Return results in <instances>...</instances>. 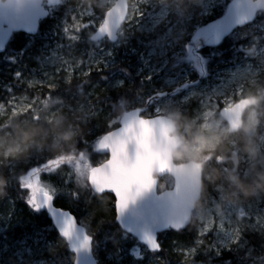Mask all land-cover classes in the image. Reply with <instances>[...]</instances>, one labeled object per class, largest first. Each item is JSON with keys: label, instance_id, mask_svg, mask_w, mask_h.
I'll return each mask as SVG.
<instances>
[{"label": "rangeland", "instance_id": "1", "mask_svg": "<svg viewBox=\"0 0 264 264\" xmlns=\"http://www.w3.org/2000/svg\"><path fill=\"white\" fill-rule=\"evenodd\" d=\"M115 1L94 0L92 3L89 1L87 3L84 0H65L64 4L55 8L58 28L63 31L65 27L74 30L72 27L73 16L77 17V23L80 22V14H83L86 21H93L99 10L107 11L114 5ZM184 1L190 5L191 13H197L195 18L187 16L172 20V16L177 11L178 4L183 2L182 0H128V16L117 34L118 41L112 47L93 43L89 49H78L62 42V35H59L55 41L44 40L41 46L35 48V53L32 56L34 66L29 72V76L20 75L19 79L29 88H35L39 91L49 83L57 86L60 82L67 80L69 74L79 66L86 69L91 67L103 69L113 66L116 60L110 57L124 45L128 46L127 50L130 51L131 49L132 52L133 47L131 45L133 42L130 36L137 34V32L144 36L152 37L155 35L154 41L138 45L143 56L137 74H140L145 80V87H142L144 98L128 108L124 103H121L118 109L119 116L128 109L143 107L145 99L150 98L152 94H160L166 90L172 91V97H164L155 101L145 115H166L174 120H180V129L177 128L176 135L182 133L183 137V134H186L190 139L180 148L177 158L198 162L203 166L205 176L207 168L205 169L203 162L213 160L211 152L213 148L224 143L227 135H230L227 124L220 117L219 111L223 107H230L235 101L242 99L241 96L246 93L248 95L259 93L257 88L260 85V79L264 78V42L260 47H255L251 41L246 42L243 53L247 56L243 62H225L213 71L210 69L201 71L195 54L204 47L220 44V42L217 43L211 39L207 41L204 32L209 25L208 23L211 22L209 19L215 17L214 12H219L223 0ZM140 12L143 15L137 19L136 17ZM92 13L95 14L90 16ZM64 52L74 55L68 59L73 60L75 65L67 63L66 67L58 72V67L53 68V65L56 61L60 62L58 57H63L66 60V57L63 56ZM109 52L111 55H108ZM90 58L94 61L102 60L103 64L99 66L91 64ZM124 78L123 75L115 77L106 84L105 91H113L122 85ZM151 85H155V87ZM252 100L245 115L247 117L245 123H243L241 130L236 133L243 143L242 153L237 155L233 152L234 156L231 162L235 164L238 161L241 168L244 166L245 170L242 169L240 173L242 178L251 184L255 179V183L250 186L248 192L242 193L240 188L230 186L229 180L233 176L229 172H232V167L230 169L225 168V170L220 167V174L225 178L218 180L217 183L210 182L206 195H203L193 211L191 226H189V230L194 233L195 237L193 245L169 244L171 254L176 258L177 264H204L214 260V258L217 259L221 253L240 252L241 249L246 248L249 236L259 238L264 244V186L257 183L261 181V177H264V91H261L258 98H252ZM33 103V100L27 96L19 97L15 102L14 110L11 106L10 112H25ZM83 107L81 102L77 111L80 112ZM59 108L65 109L68 115L72 113L70 106L61 105ZM157 109H159V113H157ZM191 109L192 111L187 116ZM57 112L58 110L51 112L46 119L51 118ZM0 115L6 116L7 113L0 111ZM96 129L92 131V137H94ZM70 134L71 132L67 135L68 139L71 137ZM99 138L100 136L94 139L90 146V153H96V143ZM1 146L0 150L14 149L17 146L21 149L25 147L23 143ZM202 147L203 150H201ZM33 148L36 147L30 143L27 151ZM24 152L26 151H21L18 155ZM89 154L83 153L63 157L68 161L67 165L74 172L76 178L82 183H86L87 170L92 167ZM12 158V156H2L0 164L13 168L18 163L14 162ZM54 166L59 165L54 164ZM208 166L210 167V165ZM36 168L38 166L30 167L25 174ZM25 174L21 179H26ZM170 183V179H164L161 187H167ZM42 186L44 187L43 184ZM12 219L13 216L0 218V232L11 226ZM81 225L87 228L90 236L95 239L94 230H91L85 221ZM205 229H209L210 233L207 236L199 235ZM121 237L125 243H129L128 238L131 239L124 232ZM163 237H159L161 249H163ZM238 237H241L238 244L230 243L232 239ZM205 238L208 240L203 242ZM201 240L202 242H199ZM93 244L98 264H160L159 261H162L160 254L155 257L143 258L137 256V251L126 246L118 247L111 253L103 252L100 256L97 253L98 243L94 241ZM169 245L167 244V246ZM199 245H202L203 249H200ZM18 247L16 253L18 264H72L73 262L67 258L51 256L50 254L55 250V244L45 240L41 235L33 238L31 242L19 243ZM194 247L196 251L195 255H192L191 252ZM261 258L259 262L254 264H264V250L261 252Z\"/></svg>", "mask_w": 264, "mask_h": 264}, {"label": "trees", "instance_id": "2", "mask_svg": "<svg viewBox=\"0 0 264 264\" xmlns=\"http://www.w3.org/2000/svg\"><path fill=\"white\" fill-rule=\"evenodd\" d=\"M88 1L94 2V0H84L87 3ZM182 1L178 4V9L174 12L172 20L187 16L195 18L197 16L196 12H190V5L187 1ZM230 1L223 0L219 12H214L215 17L209 19V21L213 22L222 16ZM103 14L104 10L101 9L95 15L96 18L93 21L96 25L100 24ZM57 21L55 8H53L50 14L40 23L37 34L29 36L22 32L15 33L9 40L5 51L0 54V102H6L13 96L17 99L27 96L34 102L30 108L22 113L10 112L11 106L0 104V111L7 113L6 116L0 115V144L22 143L23 136L28 134L32 137L31 143L36 147L15 156V158L13 157V161L18 163L13 168L0 164V180L3 181L4 185V195L0 196V218L13 216L11 226L0 232V264H18L16 253L19 243L31 242L33 238L39 235L55 244V250L50 254L51 256L73 260V256L68 252L65 242L61 241L46 214L41 210L33 211L25 202L28 194L20 188V179L30 167L38 166L40 168L47 160L55 161L57 159L66 167L55 166L59 167L58 171L42 173L40 176L41 183L52 192L55 206L68 209L80 224L85 221L89 228L94 230L95 239L91 237L92 241L98 243L97 253L100 256L103 252L111 253L118 247L126 246L133 251H137V256L146 258L147 256L155 257L160 254L162 257V261H159L160 264H177L176 258L171 254L170 245L183 243L192 246L195 237L194 233L189 230V226L181 231L170 230L159 234L158 239L164 235V243L163 249L160 247L161 251L158 254L145 250L132 238H128L129 243H125V240L121 237L123 231L115 223L112 195L96 196L91 193L88 185L76 178L74 172L67 165L68 161L63 159V157L71 155L89 154L94 139L110 130L109 123H111L112 129L117 127V117L120 113L118 109L121 103H124L128 108L144 98L142 87H145V80L142 79L140 74H137L143 56L138 45L154 41L156 39L155 35L152 37L144 36L137 32V34L130 36L133 42L131 45L133 47L132 52L131 49L128 51V46L125 45L118 48L114 55L110 57L116 60L115 64L109 68L91 67L86 69L83 66L75 68L71 73L70 82H68L69 77L67 80L60 82L55 86L51 98H49L47 95L49 88L47 86L43 87L41 91L35 88L31 89L20 81L17 73L29 76V72L32 71L34 66L32 56L35 53V48L41 46L44 40L55 41L59 38V35H62L61 40L66 45L75 46L78 49H89L93 44L90 41V35L96 30V27L93 26L75 33L73 29L68 28V33H65L58 28ZM73 35L78 36L76 42L68 38ZM248 41H251L255 47L262 46L264 42V10L257 11L250 23L234 30L230 36L221 40L219 45L198 50L195 59L198 60L200 70L210 69V71H213L225 62H243L247 56L243 53L244 44ZM101 44L106 47L113 46L106 40L102 41ZM63 54L67 63L75 65L73 60L68 59L71 56L74 57L73 54H65V52ZM58 58L60 60L61 57ZM56 67L64 69L66 65H60V62L56 61L53 68ZM86 71H89L90 75L84 76L83 73ZM121 75L125 77L122 85L113 91L106 92V84ZM152 87H155V85ZM257 91L259 93H253L252 95L246 93L241 98H250L251 96L253 99L258 98L261 91H264V78L260 79ZM81 102L84 107L78 112L77 107ZM61 105L70 106L72 113L68 115L65 109L59 108ZM55 110H58L57 114L46 119ZM191 111L192 109L188 111L187 116ZM176 121L177 128L180 129V120L176 119ZM94 129H96V133L92 137L91 133ZM70 132L71 137L68 139L67 135ZM183 138L184 143L190 139L186 134H183ZM242 147L243 143L238 135L236 137L235 135H227L224 143L213 148L211 151L213 160L203 162L205 169L207 168V173L205 176L202 175L203 191L201 197L204 194L206 195L210 182L217 183L218 180L225 178L220 174L221 168L225 170V168L230 169L232 167V172L230 171L229 174L233 177L230 180L228 179L230 186L240 188L242 193L250 190V186L255 183V179L252 184L247 182L240 174L242 169L245 170V167L241 168L238 161L235 164L231 162L234 153L241 155ZM89 159L94 165L101 160L96 153H90ZM27 161L29 162L25 165ZM26 166L28 167L26 168ZM46 170L52 171L50 168ZM257 183L264 186L262 180ZM207 240L205 238L203 242ZM167 244L170 245L167 246ZM262 244L259 238L249 236L246 248L241 249L240 252L224 253L222 257H217V260L214 259L204 264H254L262 259L261 252L264 250V244ZM165 245L166 249L169 247L167 250ZM93 246L92 250L94 252L95 247ZM198 247L203 249L202 245Z\"/></svg>", "mask_w": 264, "mask_h": 264}, {"label": "water", "instance_id": "3", "mask_svg": "<svg viewBox=\"0 0 264 264\" xmlns=\"http://www.w3.org/2000/svg\"><path fill=\"white\" fill-rule=\"evenodd\" d=\"M61 1L49 4L48 0H31V5H29V0H14L17 5V12L13 7H9V0H0V53L4 52L13 33L20 31L28 35H35L38 32L40 21L48 16L49 8H53ZM235 5L241 9L239 14ZM128 7V0H116L114 5L106 11L110 12L107 19L111 22L118 20L122 22L118 27L112 28L111 34L107 37L98 34L95 30L90 40L98 43L106 39L114 43L117 39V32L121 29L120 27L127 17ZM262 9H264V0H231L225 10L226 12L208 26L204 35L213 41H220L229 36L235 29L248 24L253 19L249 18V12L255 15L258 10ZM105 13L103 20L105 19ZM113 37L115 38L114 40ZM165 93L155 94L153 97L163 98ZM248 101V99L240 100L234 103L233 106L223 108L220 111V117L227 123L229 133L236 134L241 130L244 123L243 114ZM133 111H137V116L130 118V114ZM142 111L143 109L141 108L126 111L119 118L117 128L113 130L119 131L128 123L133 126L135 133L138 134L140 129L138 121L140 119L146 121L157 119L160 121L155 126L147 149L140 148L135 140H132L126 146L129 174L143 169L150 176L153 184L150 190L144 191L139 195L133 189L129 194L127 206L123 209L119 220L115 218V221L124 232L137 239L141 245L148 249L142 241L144 233L152 235L158 241V233L169 231V229L174 230L171 227H166V224L170 222L180 223L182 225L181 229L186 228L190 224L191 212L202 193L203 167L193 160L175 164L173 154L183 143L180 137L175 135L176 131L173 121L166 116L143 118L140 116ZM121 139L122 137L119 135H110L108 138L102 136L97 143L99 154L107 155V159H109L111 156L110 146L120 142ZM103 163L95 165V167L88 170L87 182L92 192L96 195L110 193L103 186L91 182L92 170ZM163 176H170L173 179V184L170 188L158 193L156 189L160 181L159 178ZM52 205V212L47 208H41V210L45 212L47 219L50 220L55 231H57L59 238L66 243L68 251L74 257L73 264H98L92 253V238L88 249L81 247L85 236L91 237L87 230L78 223L77 218L68 209L55 206L53 201ZM59 210H64L66 214L75 220L71 242L60 234L63 217L59 215ZM72 245L79 248V251L73 252Z\"/></svg>", "mask_w": 264, "mask_h": 264}, {"label": "snow or ice", "instance_id": "4", "mask_svg": "<svg viewBox=\"0 0 264 264\" xmlns=\"http://www.w3.org/2000/svg\"><path fill=\"white\" fill-rule=\"evenodd\" d=\"M49 4L58 3L59 0H48ZM29 5H31V0H29ZM9 7H13L17 12V5L15 4L14 0H9ZM237 8L238 14L240 13L241 9L235 5ZM95 13L90 14L93 16ZM110 15V12L105 13V19L99 25H96L94 21H86L83 14H80L79 20L80 22L77 23V17L73 16V25L75 33H79L82 29L88 27H96V31L98 34L102 36H108L111 34V29L114 27H118L122 21H115L111 22L107 19ZM143 15L142 12L138 13L137 19ZM249 18H254V14L248 13ZM67 25V24H66ZM64 32H68V28H64ZM71 41L76 42L78 39L77 35H73L68 37ZM115 38L113 37V40ZM219 42L218 40L216 41ZM108 55H111L109 52ZM90 63L95 64L97 66L103 64V61H94L90 58ZM60 65H67V61L64 60L63 57L60 58ZM62 70L61 68H57L59 72ZM206 74V73H203ZM19 73H17V77H19ZM84 76L90 75L89 71L83 73ZM71 74H69L70 82ZM30 86H32L30 84ZM49 88V93L47 94L49 98H51V93L54 91L55 85L49 83L47 85ZM17 98L15 96L8 99L6 102H0V104H4L6 106H12L14 110V105ZM159 113V109L156 110ZM137 116V111H133L130 114V118H135ZM140 125L139 133H135V129L131 124L126 123L119 131L113 130L111 128V123H109V132H106L103 136L104 138H108L110 135H119L122 137L120 142L114 143L110 146L111 156L107 159L102 165L92 170L91 174V182L96 183L98 185L103 186L106 190H109L112 194L113 200L115 201L113 208L115 211V218L119 220L123 209L127 206V201L130 192L135 189L136 194L139 195L144 191H148L151 189L153 181L151 180L150 176L147 174L146 171L140 169L132 174H129L128 167L129 162L127 160L126 155V146L132 140H135L137 145L140 148L147 149L150 138L155 130V126L160 123L159 120H143L140 119L138 121ZM104 147V145H102ZM54 164H58L59 167H66L65 164L61 163L58 159L54 162L53 160H47L44 165L40 168H36L30 170L28 173L25 174L26 179L22 178L20 180V188L22 191L26 192L27 198L25 202L29 205V207L33 211H39L41 208H47L50 212L53 211V194L50 190L46 189L42 186L40 176L42 173H54L59 170V167H55ZM52 168V171H47L46 169ZM103 195V193H100ZM59 215L63 217V223L60 227V234L65 238L69 239L71 242L75 220L70 215L66 214L64 210H59ZM166 227H171L176 231H179L182 227L180 223L170 222L169 224L165 225ZM217 232L220 233L219 230ZM227 232V230H225ZM210 233L209 229H205L203 233L199 234L201 236H207ZM241 237L235 238L231 240V244H238ZM91 241V237L85 236L84 241L81 245L83 249H88L89 243ZM143 243L148 247L149 251L157 252L160 251V245L158 241L150 234L144 233L142 236ZM199 242H202L199 241ZM215 248V245H213ZM73 252L79 251L75 245H72ZM230 250V249H229ZM195 247L192 249L191 254L195 255ZM219 254V252H217Z\"/></svg>", "mask_w": 264, "mask_h": 264}, {"label": "clouds", "instance_id": "5", "mask_svg": "<svg viewBox=\"0 0 264 264\" xmlns=\"http://www.w3.org/2000/svg\"><path fill=\"white\" fill-rule=\"evenodd\" d=\"M32 141V137L28 134H25L22 139V143L25 145L24 149L19 148L18 146L16 148H9L6 150H0V156H12L15 158L21 151H27V148L30 146V143ZM2 148V146H0ZM203 150V147L202 149ZM261 180L264 181V177H261ZM4 195V185L3 181L0 180V196Z\"/></svg>", "mask_w": 264, "mask_h": 264}, {"label": "flooded vegetation", "instance_id": "6", "mask_svg": "<svg viewBox=\"0 0 264 264\" xmlns=\"http://www.w3.org/2000/svg\"><path fill=\"white\" fill-rule=\"evenodd\" d=\"M104 13H105V12H104ZM102 17H104V16H102ZM206 39H207V41L209 40V38H207V37H206ZM209 41H210V40H209ZM172 93H173L172 91L166 90V94H167L166 96H167V97H172V96H171ZM155 94H156V93H155ZM160 99H161V98H160ZM158 100H159V99H152V100H151V97H150V99L148 100V104H147V100L145 101L144 106L141 107L142 109H144L143 112H142V116H143V117H149V115H145L146 111H148V110L151 108L152 104H153L155 101H158ZM240 100H242V99H239L238 101H240ZM238 101H235V102H238ZM235 102H234V103H235ZM234 103H233V104H234ZM233 104H232V105H233ZM222 109H223V108H222ZM219 112H220V111H219ZM246 113H247V112H246ZM245 115H246V114H245ZM173 120H174V119H173ZM228 133H229V132H228ZM230 135H236V134H230ZM99 158H102L103 161L107 160V157H106V156H100ZM202 175H203V174H202ZM163 181H164V179H162V181H160L161 184H160V186L158 187V190H157L158 192H160V191L162 190V189H161V188H162L161 186L163 185V184H162ZM201 198H202V197H201ZM200 200H201V199H200ZM190 226H191V225H190ZM223 255H224V253H221V254H219L218 257H222ZM214 259L217 260L216 258H214Z\"/></svg>", "mask_w": 264, "mask_h": 264}, {"label": "bare ground", "instance_id": "7", "mask_svg": "<svg viewBox=\"0 0 264 264\" xmlns=\"http://www.w3.org/2000/svg\"><path fill=\"white\" fill-rule=\"evenodd\" d=\"M114 4V3H113ZM106 12V11H105ZM104 15V14H103ZM244 26V25H243ZM233 32V31H232ZM231 32V33H232ZM229 36H230V34H229ZM209 38V37H208ZM226 38V37H225ZM210 39V38H209ZM224 39V38H223ZM223 39H221V40H223ZM212 40V39H211ZM220 40V41H221ZM219 41V42H220ZM236 103V102H235ZM147 104H148V101H147ZM223 108H227V107H223ZM142 109V108H141ZM144 110V109H143ZM222 110V109H221ZM220 110V111H221ZM219 115H220V112H219ZM227 124V123H226ZM227 129H228V126H227ZM228 132H229V129H228ZM238 133V132H237ZM229 134H231V133H229ZM196 162V161H195ZM198 163V162H197ZM201 166V165H200ZM203 167V166H202ZM203 171V170H202ZM202 191H203V189H202ZM201 196H202V193H201ZM201 196H200V199H201ZM200 199L198 200V202L195 204V205H197L199 202H200ZM115 223H116V221H115ZM116 225H117V223H116ZM187 228V227H186ZM186 228H184V229H186ZM181 230H183V229H181ZM181 230H179V231H181ZM172 231H174V230H172ZM57 232V231H56ZM175 232H177V231H175ZM58 234V233H57ZM92 238V237H91ZM93 243V242H92ZM67 247V246H66ZM68 250V249H67ZM69 252V251H68ZM70 253V252H69Z\"/></svg>", "mask_w": 264, "mask_h": 264}]
</instances>
